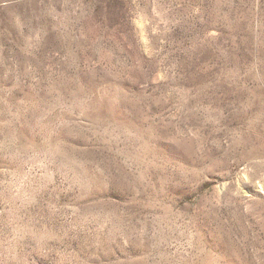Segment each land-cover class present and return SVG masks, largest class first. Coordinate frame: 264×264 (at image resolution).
Returning a JSON list of instances; mask_svg holds the SVG:
<instances>
[{
    "label": "rangeland",
    "instance_id": "rangeland-1",
    "mask_svg": "<svg viewBox=\"0 0 264 264\" xmlns=\"http://www.w3.org/2000/svg\"><path fill=\"white\" fill-rule=\"evenodd\" d=\"M0 264H264V0H0Z\"/></svg>",
    "mask_w": 264,
    "mask_h": 264
}]
</instances>
